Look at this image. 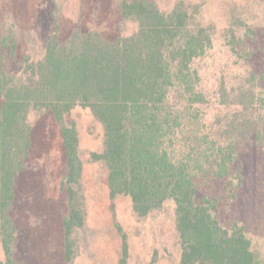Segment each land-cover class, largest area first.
<instances>
[{"label":"trees","instance_id":"16d2710c","mask_svg":"<svg viewBox=\"0 0 264 264\" xmlns=\"http://www.w3.org/2000/svg\"><path fill=\"white\" fill-rule=\"evenodd\" d=\"M115 6L131 31L108 35L78 24L63 35L54 19L44 37L31 24L24 30L12 23L0 38V264H24L15 257L16 178L35 148L30 116L44 113L62 146L61 264H74L83 253L92 257L79 132L66 119L75 107L88 109L101 126L102 147L89 156L104 169L109 200L128 197L138 218L172 206L178 264H264L243 225L225 226L216 213L220 199L234 200L241 186L239 156L264 140V73L250 71L237 83L221 80L206 90L193 61L212 46L214 29L197 21L198 5L177 0L162 9L155 0H116ZM230 32L235 51L239 37ZM21 33L24 54L15 68H5L2 50L15 58ZM218 182L228 195L212 190ZM116 229L118 264H127V234L118 223Z\"/></svg>","mask_w":264,"mask_h":264},{"label":"rangeland","instance_id":"374dc122","mask_svg":"<svg viewBox=\"0 0 264 264\" xmlns=\"http://www.w3.org/2000/svg\"><path fill=\"white\" fill-rule=\"evenodd\" d=\"M115 1L0 0V38L12 23H21L24 30L31 24L44 37L54 26V19L63 35L78 24L85 28L98 26L108 35H113L115 28L131 31L134 25L122 21ZM155 1L160 8L170 9L177 0ZM183 1L198 5L197 21L214 29L212 46L193 61L206 90L216 89L221 80L228 85L237 83L242 74L250 71L264 73V0ZM230 30L236 31L239 37L234 40L237 42L235 51L228 44ZM19 35L15 58L9 60L8 49L2 50L5 68H15L24 54L20 46L25 47L27 42L22 33ZM66 119L74 120L79 132V152L89 196L88 222L96 242V246H92V257L80 254L74 264H118L121 238L116 223L127 234V264H178L180 244L172 206L166 204L163 210L138 218L132 212L128 197L109 200L104 169L89 156L91 151L102 147L101 126L88 109L81 107H75ZM30 121L34 127L35 148L28 168L16 178L13 215L19 240L15 257L24 264H61L63 232L59 209L64 205V198L57 187L63 171L61 139L48 113L31 114ZM237 162L236 168L239 167L243 176L241 186L234 200L220 199L217 217L225 226L233 221L243 225L253 245L264 252V140L259 145L249 146ZM212 190L222 195L228 189L223 182H218ZM3 258L0 246V260Z\"/></svg>","mask_w":264,"mask_h":264}]
</instances>
